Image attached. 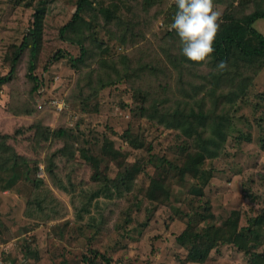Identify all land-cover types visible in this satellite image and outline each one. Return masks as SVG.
<instances>
[{
	"label": "rangeland",
	"instance_id": "rangeland-1",
	"mask_svg": "<svg viewBox=\"0 0 264 264\" xmlns=\"http://www.w3.org/2000/svg\"><path fill=\"white\" fill-rule=\"evenodd\" d=\"M41 1L0 0V75L8 72L11 53L28 33ZM45 2L43 44L34 71L42 82L38 94L30 92L26 78L28 50L16 65L15 81L0 91V133L9 135L5 143L18 154L11 166L12 152L0 145V264H106L104 259L108 264H193L175 242L185 214L208 201L217 224L213 234L226 239L233 229L224 221L232 210L240 212L239 227L260 213L264 65L235 57L221 72L210 57L188 61L175 31L167 30L177 9L169 6L170 0H92L95 10L82 15L91 27L81 25L63 37L58 31L71 19L77 0ZM114 3L121 20L105 24L98 4ZM214 4L222 15L225 10L241 16L264 9V0ZM160 20L165 27L158 29ZM253 27L264 35V19ZM80 47L82 64L71 67L68 56L78 57ZM57 52L64 58L51 62ZM140 106L146 110L140 112ZM174 110L201 112L203 136L216 137L219 130L226 137L216 157L203 164L213 174L204 197L191 193L190 182L183 185L172 178L167 181L169 200L162 195L151 202L144 194L157 160L177 162L182 154L180 131L160 124L156 115L163 113L168 121ZM43 120L54 130L73 132L72 152L62 156L58 151L67 144V135L54 137L47 146L27 129L17 133V128ZM128 132L143 142L141 149L128 145ZM108 139L112 147L105 146ZM132 176L128 192L103 181ZM10 177H15L12 185ZM5 181L10 187L1 188ZM260 239L258 251L264 252V235ZM202 264L249 260L224 245Z\"/></svg>",
	"mask_w": 264,
	"mask_h": 264
},
{
	"label": "trees",
	"instance_id": "trees-1",
	"mask_svg": "<svg viewBox=\"0 0 264 264\" xmlns=\"http://www.w3.org/2000/svg\"><path fill=\"white\" fill-rule=\"evenodd\" d=\"M33 1L34 0H29L28 3L30 4ZM46 4L45 0L40 2L39 7L32 14V22L28 29V33L23 36L21 43L12 51L8 72L4 75H0V91L4 85L14 82L17 78L16 65L25 50L29 51L26 78L29 79L30 84H32L30 92L36 94L39 91L42 82L41 79L34 74V71L36 70V63L43 44ZM92 5V0H77L76 8L71 19L59 29V36L63 37L67 31L79 29L81 25L90 28L91 22L83 18L82 15L87 9L94 11L95 8H93ZM98 5L97 14L102 18L105 24H110L115 18H117L118 21L119 19L121 20V18L116 16L118 9L116 3L111 6H103V4ZM225 11L222 15L223 23L220 24L219 32L213 44L214 51L209 56L212 63L225 61L228 64L231 59L239 57V59L247 63H257L260 66L264 65V35L253 27V24L257 20L264 19V9L258 8L251 13L241 16H234L231 12L226 15ZM175 12L171 17L172 19ZM83 56V47H80V54L78 57L74 58L68 56L71 67L82 64ZM63 58V54L57 52L52 56L51 62H57ZM262 95L264 97V93ZM138 110L143 112L146 108L140 106ZM172 113L168 121L163 119L165 114L158 112L156 115L161 117L159 120L160 124L180 131L182 138L180 140V152H182V154L177 162L169 161L165 158H159L157 160V169H155V173L150 177V182L144 194V197L151 202H158L162 195L166 196V199L169 200L168 197L171 193L170 191L168 192L167 181L172 178H176L183 185L190 182L193 185L190 189L191 193L197 198L204 197V188L208 185L213 174H211L209 170H205L203 164L207 159L216 157L218 152L217 148L225 141L226 137L225 133L219 130H216V137H204L205 116L201 112H190L186 114L182 111L174 110ZM27 115H29V113H27ZM183 118L186 122L183 121ZM24 129L28 130L25 133H30L37 138L39 136V141L47 146H52L51 141L54 140V137L67 135V144L58 148V151L62 156L64 152H72V150L69 149L72 147L71 145L75 140L72 131H67L62 128L54 130L51 128V123H49L48 120H43L40 123L36 122L27 127L17 128L19 131L17 133L24 132ZM8 138V134L0 133V140L3 142V144H0L2 146L1 148L4 152H12V154H10L12 157L11 166H14L16 165L14 162L15 159H18V154L15 153V150L9 146V144L5 143V140ZM125 139L132 149L139 150L144 146L143 142H139L138 137H134L130 132L126 133ZM105 146L112 147L113 142L108 139V141L105 142ZM146 151L150 152L151 146L146 147ZM53 152L57 151L54 150ZM52 155L56 156V153ZM72 155L71 153V156ZM152 162H154V160H152ZM1 168L2 167H0V169ZM48 172L51 174V168L49 167ZM14 178L10 177L7 181H10L12 185L15 181ZM133 178L134 176L109 181L104 179L103 181L110 182L116 191L122 189L128 192L132 188L134 182ZM3 187L10 186L7 185L5 181V183L1 185V188ZM183 219L187 220L182 230L176 235L175 242L185 250V261L187 263H205L214 252H218L220 247L232 245L237 251L242 252L248 257L249 264H264V252L258 251L263 245L260 237L264 235V208L261 209L258 215L250 217L248 219V224L243 227H239V210H232L224 221V223L229 224L233 229L232 233L226 239L218 238L213 234L217 224L215 222V214L211 211V206L208 201L204 203L202 208L193 210L191 214H185L184 218L181 220ZM96 255L97 254H95L94 257H96ZM104 260L106 264L109 263L107 259Z\"/></svg>",
	"mask_w": 264,
	"mask_h": 264
},
{
	"label": "clouds",
	"instance_id": "clouds-1",
	"mask_svg": "<svg viewBox=\"0 0 264 264\" xmlns=\"http://www.w3.org/2000/svg\"><path fill=\"white\" fill-rule=\"evenodd\" d=\"M177 11L168 31H175L179 38L181 55L188 61L200 63L214 51L213 44L220 29L222 11L216 10L214 0H170ZM164 21L157 22V28H164ZM227 63L221 61L217 70L223 72Z\"/></svg>",
	"mask_w": 264,
	"mask_h": 264
},
{
	"label": "built area",
	"instance_id": "built-area-1",
	"mask_svg": "<svg viewBox=\"0 0 264 264\" xmlns=\"http://www.w3.org/2000/svg\"><path fill=\"white\" fill-rule=\"evenodd\" d=\"M62 102V101H61ZM63 103V102H62ZM58 104H60V103H58ZM64 104H61V105H59V109L63 106Z\"/></svg>",
	"mask_w": 264,
	"mask_h": 264
}]
</instances>
